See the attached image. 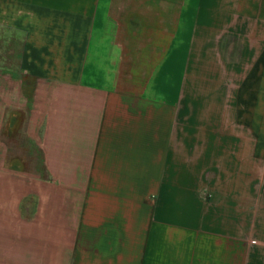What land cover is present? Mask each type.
<instances>
[{"label": "crops", "instance_id": "obj_1", "mask_svg": "<svg viewBox=\"0 0 264 264\" xmlns=\"http://www.w3.org/2000/svg\"><path fill=\"white\" fill-rule=\"evenodd\" d=\"M0 264H264V0H0Z\"/></svg>", "mask_w": 264, "mask_h": 264}, {"label": "rangeland", "instance_id": "obj_2", "mask_svg": "<svg viewBox=\"0 0 264 264\" xmlns=\"http://www.w3.org/2000/svg\"><path fill=\"white\" fill-rule=\"evenodd\" d=\"M247 140H250V134H247ZM15 144H11L12 149L9 151L10 153H15V156L19 158V162L15 163V161H12V163L20 164L21 168L25 171H32L34 168L36 170L34 165L39 162V155H36V152H33L31 147L19 138H16Z\"/></svg>", "mask_w": 264, "mask_h": 264}, {"label": "trees", "instance_id": "obj_3", "mask_svg": "<svg viewBox=\"0 0 264 264\" xmlns=\"http://www.w3.org/2000/svg\"><path fill=\"white\" fill-rule=\"evenodd\" d=\"M39 166H41V163H40V161H39Z\"/></svg>", "mask_w": 264, "mask_h": 264}]
</instances>
